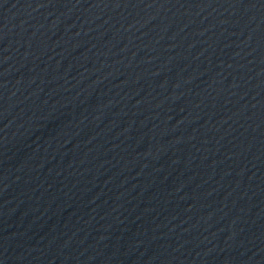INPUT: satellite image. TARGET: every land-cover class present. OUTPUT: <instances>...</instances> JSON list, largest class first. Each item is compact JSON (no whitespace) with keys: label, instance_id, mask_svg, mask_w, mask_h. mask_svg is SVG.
Returning <instances> with one entry per match:
<instances>
[{"label":"water","instance_id":"95a60500","mask_svg":"<svg viewBox=\"0 0 264 264\" xmlns=\"http://www.w3.org/2000/svg\"><path fill=\"white\" fill-rule=\"evenodd\" d=\"M0 264H264V0H0Z\"/></svg>","mask_w":264,"mask_h":264}]
</instances>
